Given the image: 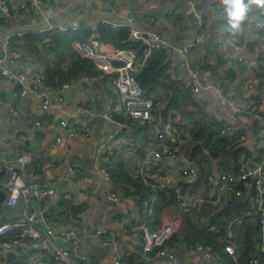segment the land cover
<instances>
[{"label":"crops","instance_id":"crops-1","mask_svg":"<svg viewBox=\"0 0 264 264\" xmlns=\"http://www.w3.org/2000/svg\"><path fill=\"white\" fill-rule=\"evenodd\" d=\"M9 1L17 7L24 0ZM195 9L203 19L202 24L194 19L193 9L187 0H148L144 3L137 0H61L59 5H48L43 15L30 17L15 13L8 20L0 14V41L9 32L42 33L39 30L48 23L65 26L76 22L81 27L91 28L102 24L103 20L117 23L132 21L139 27L156 32L176 49H164L168 53L170 63L168 72L170 81H178V91L189 93L187 98L190 102L189 110L223 121V127L230 124L236 128V132L241 131L242 135L246 136V140L240 141V145L251 154L250 157L242 156L241 159H248L250 165H258L264 162V150L260 153L256 151L259 144L264 145V122L259 119L264 113V29L256 26L255 16L258 11L253 9L242 30L236 36H229L223 30L226 18L221 15L222 6L219 0H197ZM169 10H176L177 13L167 14ZM201 31H204L206 39L213 34H217L218 39L215 42L206 41L199 44L189 59L200 81L204 85H212V88L201 90L192 97L189 91L191 78L187 66L173 69L172 65L178 59L177 49L185 47ZM24 38L14 40L9 49L10 56L16 61L13 70L28 73L38 68L49 87L42 96L56 97L61 87L67 83L72 85V89L66 92L61 107L51 117H47L41 108V97L32 93L25 98L16 97L15 93L20 91L19 85L0 78V134L4 137L0 142L8 147L6 160L18 162L23 155L22 142L26 140L32 153L27 168L39 170L46 161L53 164L51 169L39 175L38 183L51 187L56 192L53 201L56 235L60 236L71 229H77L87 236L84 252L90 257L89 264H113V256L117 250L125 253L122 258L123 264H131L133 259V264H155L154 260H145L140 256L136 250V241L130 235H123L122 230L133 223L126 213L134 210L135 218H138L141 203L148 195V188L140 175L143 160L153 149L173 148L175 143L172 137H167L162 143H154L146 126L126 117L120 100L115 99L117 96L114 90L115 75H99L91 64L79 59L73 47L72 50L64 52V58H60L59 52L47 50L43 42L33 44ZM109 46L113 47L104 43L102 50L108 51ZM29 54L33 57L32 61L29 59ZM240 57L248 61L250 66L241 63ZM253 73L260 76L261 82L254 91H247L245 87ZM86 75L99 78L88 85L83 81ZM164 83L159 91L149 94L160 104L159 120H164L163 122L166 123L170 114L177 115L179 120L176 128L180 133L192 138L193 125H190L189 130H183L186 120H182L178 111L164 115L170 97L174 96L172 89L166 88ZM218 86L224 88L227 96L219 95ZM110 97H113L115 104L114 116L125 126V130H121L114 141V156L110 164V172L113 175L111 186L104 184L97 175L101 165L98 150L119 129L104 118ZM178 101L181 106L184 104ZM251 106L256 109L254 115L245 112ZM237 107L240 110L237 111ZM75 113H78L85 124L92 129L93 134L90 139L86 140L82 135L69 138L60 128L59 121ZM37 120L41 122L40 129L35 127L34 123ZM144 129L148 131L145 134L148 135L149 143L145 154L140 155L143 141L141 135L137 137L135 132ZM255 129L259 132L256 133ZM58 137L63 138L61 144L56 143ZM192 146L193 143L185 145L178 160H165L161 169L152 175V180L162 176L165 182L182 186L184 178L181 176V169L186 166L199 168L202 172L201 177L204 178L202 182L207 176L216 177L219 168L227 172H236V169L228 170L222 158L216 160L208 153L201 156L200 164H197L190 156ZM110 189L121 196L119 204L108 199ZM249 189L251 188L249 187L242 197L228 193L226 201L205 203L199 213L182 211L176 203L163 205L158 201L148 225L152 230H158L168 215H183L184 235L179 234L173 240L180 255L192 259L191 261L201 259L200 254L189 251L195 243L190 241V237H197L196 241L212 248L215 253L214 264H226L222 258L224 247L229 244L237 249L238 264H247L248 259L258 256L256 249L261 235L260 230L254 252L251 251L245 258L243 246L239 243L238 231L246 222V217H248L247 222L251 224H255L258 219V212L252 199L253 192ZM80 192L85 193L84 199L80 198ZM0 196H3L1 190ZM241 199H245L246 204L236 210L232 218L227 217L223 211L230 206L231 201ZM66 205L72 206L71 211L65 212ZM238 212L243 215L235 217ZM22 217V205L0 210V223L19 220ZM239 219L242 220V224L236 226L235 222ZM210 221L220 227L219 232L208 231L206 223ZM97 229H108L115 236L96 239L93 233ZM27 246V244L21 245L10 252L0 249V264H9L8 257L11 254L22 258L25 262ZM260 258L264 264V254L260 255ZM43 262L54 264L48 257H43Z\"/></svg>","mask_w":264,"mask_h":264},{"label":"built area","instance_id":"built-area-1","mask_svg":"<svg viewBox=\"0 0 264 264\" xmlns=\"http://www.w3.org/2000/svg\"><path fill=\"white\" fill-rule=\"evenodd\" d=\"M144 3L148 0H137ZM193 9V17L199 23H203L201 15L196 11L197 0H187ZM61 0H24L17 7L13 6L9 0H0V14L6 19H10L16 13L26 16L43 15L48 5H59ZM177 13L176 10H169L167 14ZM256 26L264 29V13L258 11L255 16ZM102 24L110 25L113 28H128L130 38L134 42L141 43L144 50L137 53L132 49L113 48L109 46L108 51L102 50L103 42L94 35L88 42L74 41L72 47L77 53L79 59L87 64H91L98 74L115 75L114 90L120 97L122 109L127 118L138 122L148 128L151 140L154 143H162L170 137L174 141L173 148L153 149L143 160L140 175L148 188L147 198L141 203L140 216L135 218V211L131 210L126 216L133 220V223L122 230L123 235H130L136 241V250L145 260H154L155 264H214L215 253L212 248L206 247L203 243L195 241L190 252L201 255L198 261H191L178 253L173 240L180 234L183 223V215L172 214L164 218L161 227L158 230H152L148 222L153 215L154 206L159 200H164L165 204L172 205L176 203L178 207L185 212H201L205 203H220L226 201L228 193L236 197H242L247 189L252 190V199L256 211L258 212L257 223L261 230L260 242L257 245L258 256L248 259L247 264H263L260 255L264 254V162L258 165H250L248 159H241L236 172H227L219 168L217 176H207L202 182L201 172L196 166H186L181 169V176L184 178V184L179 186L172 182H165L162 176L157 180H152V175L158 169H161L165 160H178L181 150L185 145L192 143V138L182 134L176 128L179 117L171 115L164 123L159 120L158 113L161 109L160 104L152 95H146L142 90L136 77L143 70L147 62L151 59L153 52L160 49H175L160 34L149 29L139 27L132 21L117 23L110 20H103ZM81 25L71 22L65 26H57L48 23L39 32L46 33L56 31L65 33L70 30L77 31ZM96 31V26L90 28ZM27 31H18L7 33L0 41V78L11 80L17 83L20 91L15 93L16 97L25 98L29 94H36L41 97V108L47 117L61 107L65 101L66 92L72 89L71 84H64L56 97L48 95L42 96L49 87L38 68L26 73L25 71H14L16 65L15 59L10 56L9 49L12 42L16 39H23ZM217 34L210 35L207 39L204 31L195 36L185 47L177 49L178 59L173 63L172 68L187 66L190 75L191 84L189 87L190 95L195 97L201 90H209L212 85H204L198 75L191 67L189 56L197 46L206 41H217ZM239 49V48H237ZM176 50V49H175ZM30 61L33 57L29 54ZM239 61L245 66L250 63L243 58ZM132 72H137L133 76ZM98 76L86 75L83 81L91 85L98 79ZM261 78L253 73L245 90L254 91L258 88ZM219 95L227 96L223 87L217 88ZM228 102L229 100L226 99ZM114 100L109 98V105L104 113V118L112 125L118 127L98 150L101 160L100 170L97 175L101 181L111 186L113 175L110 172V164L114 156V141L120 131L125 126L114 116ZM236 110H240L239 107ZM255 107L245 110L248 115H254ZM15 115L16 112H13ZM264 122V113L260 116ZM36 129L41 128V122L35 121ZM60 128L66 133L67 137L74 138L82 135L86 140L92 137V129L85 124L78 113L70 115L66 119L59 121ZM256 133L259 130L255 129ZM236 128L227 124L221 130L223 137L234 135ZM170 136V137H169ZM241 142L246 140V136H241ZM63 142L62 137L56 139L57 144ZM21 149L23 155L18 162H8L6 155L8 147L0 142V190L3 198L0 199V210L15 208L18 205L23 206L22 219L0 223V249L10 252L16 250L21 245L27 244L25 251L26 264H44L43 257H48L54 264H89L90 257L84 252V243L87 236L80 233L77 229H71L69 232L56 235L53 211V201L55 190L51 187H45L38 183L39 175L53 167V164L46 161L38 170L27 168L32 159V153L29 150L26 140L22 142ZM264 150V145L259 144L256 148L258 153ZM223 166V165H222ZM27 172V173H26ZM76 173V171L71 170ZM205 177V176H204ZM202 182V183H201ZM108 199L115 204H119L121 196L112 189L108 192ZM207 224L210 232H219L220 227L211 221ZM242 220L235 222L240 226ZM115 236L108 229H97L93 233L96 239ZM124 252L117 250L113 256V264H123L122 258ZM222 261L226 264H238V253L233 245H225Z\"/></svg>","mask_w":264,"mask_h":264},{"label":"trees","instance_id":"trees-1","mask_svg":"<svg viewBox=\"0 0 264 264\" xmlns=\"http://www.w3.org/2000/svg\"><path fill=\"white\" fill-rule=\"evenodd\" d=\"M93 35L98 40L112 45L114 48L132 49L137 53H141L144 50L141 43L131 40L128 28H113L110 25L104 24L97 25L95 32H93L90 28L83 26L77 31L70 30L66 33H59L56 31L46 33L29 32L24 39L33 44L43 42L42 44L47 46V50L59 52L60 58H64V52L72 50V43L74 41L88 42ZM169 65L168 53L166 50L162 49L153 52V56L148 61V64L145 65L143 70L136 77L139 85L146 95L159 91L160 88H163L162 84L164 82H169L171 80L168 72ZM189 106V99H187L181 106L179 101L174 96H171L167 108L164 111V115L167 116L171 111H178L183 118L182 120H186V124H183L182 127L183 130H189L190 125H193V129L191 131L193 136V146L191 147L190 153L193 161L200 164L201 156L208 153L216 160L222 158L225 167L232 171L237 169L239 160L242 156H251V154L240 145L242 135L241 131L238 130L232 136L223 137L221 135L223 121H218L214 117H208L204 113L191 111L189 110ZM145 132L148 131L144 129V131L139 130L138 132H135L137 137L141 135L143 141V147L141 146L140 148V155L145 154V150L149 143L147 139L148 135L145 134ZM167 144L171 145V143ZM136 186L140 188L139 185ZM2 198L3 196H0V199ZM159 201L165 205L164 200ZM244 204H246L245 199L233 200L230 202V206L223 212L227 217L232 218V214ZM239 213L240 212H238L235 217L243 215ZM247 219L248 217H246V222L239 228L238 231V236L240 237L239 243L243 246V256L245 258L249 256L251 251L254 252L255 244L258 241V234L260 231V227L257 222L255 224H251L247 222ZM212 222L213 221H211V223ZM196 238L197 237H190V241L193 243L196 241ZM8 262L9 264H25L22 258L13 254L9 255ZM130 263L133 264L134 259L131 260Z\"/></svg>","mask_w":264,"mask_h":264},{"label":"clouds","instance_id":"clouds-1","mask_svg":"<svg viewBox=\"0 0 264 264\" xmlns=\"http://www.w3.org/2000/svg\"><path fill=\"white\" fill-rule=\"evenodd\" d=\"M221 15L226 18L224 31L229 36H236L248 19L253 9L264 13V0H219Z\"/></svg>","mask_w":264,"mask_h":264},{"label":"water","instance_id":"water-1","mask_svg":"<svg viewBox=\"0 0 264 264\" xmlns=\"http://www.w3.org/2000/svg\"><path fill=\"white\" fill-rule=\"evenodd\" d=\"M132 75L137 76V72H132ZM164 86L168 89H172L174 97L180 100L181 104H183L184 100L189 97V93L187 92L181 93L178 91V81L177 80H172L169 83H164Z\"/></svg>","mask_w":264,"mask_h":264},{"label":"rangeland","instance_id":"rangeland-1","mask_svg":"<svg viewBox=\"0 0 264 264\" xmlns=\"http://www.w3.org/2000/svg\"><path fill=\"white\" fill-rule=\"evenodd\" d=\"M115 99L118 100V99H120V97L117 95V96L115 97ZM0 140H1V141L4 140V137H3L1 134H0ZM79 195H80V198H81V199H84V195H85V193L80 192ZM71 208H72V206L66 205V206H65V212H69V211H71ZM65 212H64V213H65ZM179 232H180L181 235H184V232H183V228H182V226H181V229H180Z\"/></svg>","mask_w":264,"mask_h":264}]
</instances>
